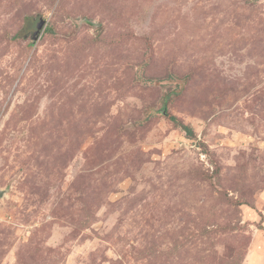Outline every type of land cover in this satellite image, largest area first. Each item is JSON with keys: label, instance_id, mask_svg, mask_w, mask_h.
Instances as JSON below:
<instances>
[{"label": "rangeland", "instance_id": "374dc122", "mask_svg": "<svg viewBox=\"0 0 264 264\" xmlns=\"http://www.w3.org/2000/svg\"><path fill=\"white\" fill-rule=\"evenodd\" d=\"M0 264H264V0H0Z\"/></svg>", "mask_w": 264, "mask_h": 264}, {"label": "trees", "instance_id": "16d2710c", "mask_svg": "<svg viewBox=\"0 0 264 264\" xmlns=\"http://www.w3.org/2000/svg\"><path fill=\"white\" fill-rule=\"evenodd\" d=\"M171 119L175 122H177V119L175 117H171ZM177 125L180 127L181 130H183L185 132L186 135H192L193 134V131L192 129L188 126V125H185L181 122H177Z\"/></svg>", "mask_w": 264, "mask_h": 264}, {"label": "water", "instance_id": "95a60500", "mask_svg": "<svg viewBox=\"0 0 264 264\" xmlns=\"http://www.w3.org/2000/svg\"><path fill=\"white\" fill-rule=\"evenodd\" d=\"M42 22H40L38 25H37V30H36V32L38 33V31L41 29V27H42Z\"/></svg>", "mask_w": 264, "mask_h": 264}]
</instances>
